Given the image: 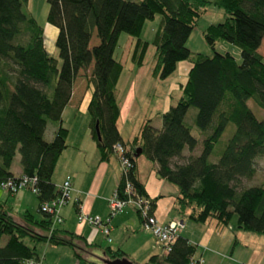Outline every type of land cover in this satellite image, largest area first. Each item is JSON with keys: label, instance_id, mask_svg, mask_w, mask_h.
I'll use <instances>...</instances> for the list:
<instances>
[{"label": "trees", "instance_id": "obj_1", "mask_svg": "<svg viewBox=\"0 0 264 264\" xmlns=\"http://www.w3.org/2000/svg\"><path fill=\"white\" fill-rule=\"evenodd\" d=\"M46 1V22L56 28L57 58L45 49L43 29L23 10L27 0H0V180L34 177L41 213L40 217L24 213L23 223H19L0 203V264L40 261L36 251L40 242L72 247L77 264H97L78 254L74 241L81 237L57 225L52 227L51 215L41 211V204L60 192L52 174L67 147L61 115L76 76L88 68L89 128L100 161L115 153L116 143L123 146L131 161L128 170H121L115 189L119 194L128 181L149 201L148 212H153L156 198L148 197L135 173L136 157L143 155L156 165L160 178L177 187L174 210L181 220L227 225L235 215L237 228L264 235V181L241 189L237 185L242 178L253 177L254 159L264 154V117L257 118L246 103L252 99L264 110V61L258 52L264 36V0ZM210 3L222 8L224 14L220 22L207 26L205 41L213 50L217 40L237 45L240 62L228 52L192 54L186 47L197 19ZM157 13L161 20L151 41L152 76L166 78L181 61H188L190 68L180 98L160 113V126L148 119L126 142L116 124V85L123 65L113 51L119 34H128L135 39L131 61L141 67L150 45L140 39L141 30L145 20ZM93 35L97 43L91 45ZM190 108L195 112L186 123ZM49 122L56 129L47 139ZM229 122L234 131L218 160L210 162L209 156ZM193 125L199 138L192 134ZM197 147L196 155L175 162L184 158L185 151L191 153ZM16 153L21 169L17 176L10 170ZM195 252L196 245L178 234L164 255H153L146 264H200ZM103 258L126 257L121 249L107 246Z\"/></svg>", "mask_w": 264, "mask_h": 264}, {"label": "rangeland", "instance_id": "obj_2", "mask_svg": "<svg viewBox=\"0 0 264 264\" xmlns=\"http://www.w3.org/2000/svg\"><path fill=\"white\" fill-rule=\"evenodd\" d=\"M213 1V0H209ZM23 10L26 14L32 15L36 20L37 24L43 29V43L45 49L48 54L53 57L57 58V49L55 47V36H56V28L46 22V14L48 11V3L46 0H27L25 5L23 6ZM224 11L222 8L210 3L205 6L204 11L202 12L201 16L197 19L195 26L193 27L187 41L186 47L191 51L192 54L201 53L205 55H212L213 51L224 53H230L237 62L241 61V50L240 48L232 43L217 40L214 45V50L207 44L204 38V32L208 25L216 24L220 22L223 18ZM160 14H155L153 19L145 20L140 39L143 41L150 42L148 46L147 52L144 57L143 66L133 67L130 71V66H133V62L131 61V55L133 51V45L135 39L129 36L126 33H120L113 51V56L119 60L123 65V70L119 77L118 86L121 88L120 98H133V105H132V113L128 119L127 123L121 124V132L125 139H129L133 135L136 134L140 119L142 115L145 113L147 118L150 119L151 124H155L158 119V116L162 111H165L169 105V103L174 104L181 96V88L180 85L184 84L187 79V73L184 71V66L188 64L186 61H181L177 63V67L173 73L168 75L164 79L155 78L152 76V67H153V56H154V46L151 44V41L154 38L156 31L160 27ZM94 45L97 43V38L95 35L92 36L91 41ZM258 52L263 57L264 61V36L261 39L260 46L258 48ZM90 74V68L86 71H79L78 75L76 76L73 86H72V98H89L91 92V86H88V76ZM84 100L80 105V110L84 108ZM247 105L251 109V111L255 114V116L259 119L264 117V110L258 107L252 99L247 100ZM85 109V108H84ZM165 109V110H164ZM86 110V109H85ZM195 109L190 108L189 113L186 117V123H190L191 114L194 115ZM51 123V122H49ZM52 124V123H51ZM50 127H48L49 130ZM234 131L233 123L229 122L224 132L222 133L219 141L213 148L211 155L209 156L210 162H216L219 158V155L223 151L224 145L226 140L231 136ZM199 131L193 125L192 134L199 138ZM137 135V134H136ZM199 147H197L193 152H184V158L182 160L176 159L175 162H184L188 156L196 155L199 151ZM16 160L19 163V154L16 153ZM147 160L143 155H140V159L138 161V170L141 177L147 179L149 177V182L152 181V177H150V167L147 166ZM108 165L113 169H119L121 171V164L118 160V156L116 153H113L109 160L106 161ZM150 163V162H149ZM60 168V167H59ZM57 166L53 172V179H55L56 186L61 185V181L65 176L66 172L64 169H59ZM254 168L255 173L252 178L246 179L242 178L237 183L238 189L246 188L250 186L259 185L264 181V154L257 156L254 159ZM63 170V172H62ZM87 178L88 180H84L82 188H87L88 181H96L100 178V172L96 169V166H88L87 171ZM168 187H165V193L168 195H173L171 192L175 190V186L171 183ZM106 186L103 185L101 190L104 189ZM173 190V191H172ZM6 192L2 188H0V193ZM94 212L88 213V216L93 218H98L102 221L100 225L90 224L89 222H79L76 219V216L81 214L85 215V213H79L72 209L71 201L68 199L67 202L60 207L59 214L65 215L66 218L61 223L66 225V227L72 229H81L84 233L86 240L80 241L75 240L74 244L77 248H81L84 252L88 255H92V258L95 256H99V250L104 249L105 247L109 246V244H113L107 240V237L101 232L100 226L103 227H114L118 219L125 218L124 211L120 213L113 214L109 216V208L105 205L103 201L100 203H96ZM128 208V207H127ZM125 208L124 210H126ZM30 209H33V214L36 217H40L41 213L36 209V199L33 200ZM16 210V207H14ZM128 210V209H127ZM126 210V211H127ZM17 211V210H16ZM13 218L19 222L23 223L22 219L16 212L11 213ZM184 226L181 229L182 235L188 236L192 241L198 243H208V234L218 235L219 240L211 242L209 245H215V248L220 253L223 252L228 256V251L232 246L233 238L237 237L239 239H243L244 235L247 237L256 238L258 235L257 233H253L250 231H246L236 227V216L234 215L227 225H217V229H215L214 221H209L205 224H197L191 220H185ZM58 223L57 225H60ZM110 234V232H109ZM142 240H149L151 244L154 243V239L150 235L149 232L143 234ZM234 241V240H233ZM245 246L246 243H243ZM133 247H137V243L132 245ZM240 249V247H238ZM235 249L237 252L236 254H244L245 252L251 253V262L250 264H264L263 254L259 252V250H254L252 246L249 249L245 247H241L242 251L239 249ZM253 248V249H252ZM36 251L39 252V255L42 258V261L46 264H70V261L73 257V248L67 245H52L45 242H40L36 245ZM82 251V255H86ZM220 257L218 254L215 253V258ZM263 258V259H262ZM227 264H232L233 261L224 258ZM131 261V260H130ZM134 263V262H133ZM136 264V263H135Z\"/></svg>", "mask_w": 264, "mask_h": 264}, {"label": "crops", "instance_id": "obj_3", "mask_svg": "<svg viewBox=\"0 0 264 264\" xmlns=\"http://www.w3.org/2000/svg\"><path fill=\"white\" fill-rule=\"evenodd\" d=\"M133 67H137V66L135 65L130 66V71L133 69ZM189 68H190V63L188 62V64L184 66V71H186L187 74ZM182 85H180V88ZM120 92H121V88L118 86V82H117L116 100L119 105V116L117 118L116 124L122 139L126 142H129L136 136V134H138L141 125L146 120H148V118L147 115L144 113L142 115V118L140 119L139 127L136 134L130 137L129 139H125L121 132V126H122L121 124L128 122V119L133 111L132 105L134 99L120 98L119 97ZM83 100L85 101L84 108L86 110L84 108L83 110H80L81 107L80 105L82 104ZM88 100L89 98H72V94H71V98L69 99L68 104L63 109L61 119H62V125L67 130V135L65 139L67 147L61 152L55 165V167L56 166L58 168L60 167L59 169L63 168L64 172H66L61 183L67 177L70 179L71 190L69 194V200L71 201L72 209L79 213L81 212L85 214L94 212V210H96L95 209L96 203H100V201H103L105 205L108 206L107 198L116 189V186L118 185L121 177V171L119 169L115 168L112 170L110 165L106 163V161H108L109 159L105 161H100L99 152L90 134V128H89L90 116L87 112ZM170 105H172V103H169L168 106ZM154 125L157 127L160 126L159 116ZM48 127H50L49 130ZM55 129H56L55 124L48 123L45 129V137L47 139H50L53 136ZM139 159L140 156L136 157L135 173L139 182L143 184L148 197L151 199L156 198L155 206L152 212L153 215L160 222H167L174 218L182 219L180 216H178L175 213L174 210L175 199L178 194L177 187L174 185L176 188L174 191L172 190L173 192H171V194L173 195H168L167 193H165V191L163 190H165V187L169 186V184H167V182L169 181L160 178L155 171L156 165L153 162L147 160L146 158L145 159L148 161L147 166L150 167L151 169L149 173H150V177H152V181L149 182V177L147 179V176L146 178L141 177L137 164ZM93 165L96 166V169L100 172L101 176L94 182L88 181L87 188L83 189L82 186L84 180H88L87 178L88 166H93ZM10 170L16 176L21 173L20 165L16 160V155L13 159ZM52 182L54 183L56 188L59 187L56 186L55 179H53V174H52ZM103 185H105L106 187L101 190ZM34 199H36V209H37L38 200L36 198V195L33 194L28 189H23L13 194L8 192L0 193V203H4V205H6V207L10 210L11 213L16 212L20 217L24 213H28L36 217V215L33 214L32 211L33 209H30V206L32 205ZM14 207H16L17 211L14 210ZM127 209H126L127 211L123 210L125 214V218L118 219V222H116L114 227L110 228L109 231L110 232L109 236L111 238L110 242H112L113 244H109V246L112 248L121 249L125 253V257L136 264H146L151 256L159 255L160 250L154 245V243L151 244L149 240H142L143 234H145L148 231L143 230L141 225V220L138 214L136 213L135 209L132 206H128ZM65 218L66 216L62 215V221L65 220ZM76 219L77 221H79L78 215L76 216ZM185 220L186 219H183V221ZM79 222H86V221H79ZM213 223H215L214 227L215 229H217L219 225L216 224V222ZM57 226L58 228H61L67 232L73 233L76 236L81 237L80 241L84 242L86 240V237L84 233L81 231V229H72L66 227V225L64 226L63 223ZM183 226H184V222H183ZM179 234L182 235L181 232ZM182 236L187 238L189 242H191L192 244L196 245V252L194 257L199 259L200 264H227V261L225 262V260H223L224 258L233 261L232 264H250L251 253H248L249 252L248 251L245 252L244 254L242 253L236 254L237 252L235 251V249H237L238 247H240V249H242L243 247L249 249V247L252 246L254 248L253 251L259 250V252L263 254V258H264V235L262 234H258L256 238H253V236L247 237L245 235L243 239H239L237 237L233 238L234 241L232 240V246L228 251V256L226 255L227 252L224 254L223 252L220 253L219 251H217L215 245L214 246L209 245L211 242H213L214 244L215 241L219 240L218 235H214L213 233L208 234L207 235L208 243H201L200 245L192 241V239H190L188 236L186 235H182ZM134 243H137L138 246L133 247L132 245ZM243 243H246V245L244 246ZM240 249L238 250V252L242 251ZM82 251L83 250H81V248H77L78 254L82 258H84L87 262H93L97 264L101 263V259L103 258V249L98 251L99 256H95L93 258L92 255H88L84 251L83 252L86 255L83 256ZM215 253L218 254V256H221L223 259H220V257L215 258ZM70 264H77L74 251Z\"/></svg>", "mask_w": 264, "mask_h": 264}, {"label": "built area", "instance_id": "obj_4", "mask_svg": "<svg viewBox=\"0 0 264 264\" xmlns=\"http://www.w3.org/2000/svg\"><path fill=\"white\" fill-rule=\"evenodd\" d=\"M114 151L117 154L118 160L121 164V170H128L131 167V161L125 155L123 146L120 143H116L114 145ZM35 182L36 180L34 177L20 176L17 179L7 178L0 180V188L11 194L23 189H28L33 194H36L37 189L35 187ZM59 189L60 192L58 196L41 204V211L49 213L51 215L52 227L62 222V217L59 214V209L69 199L71 183L68 177L61 183ZM107 205L109 208V216L120 213L126 207L132 206L139 215L143 230L148 231L154 239V245L159 248L160 256L164 255L167 252L171 243L183 228V222L178 218L171 219L167 222L158 221L153 213L148 212L149 201L142 195H139L131 185V183H129L128 181H126L123 187L122 195L119 194L118 191L114 190L113 193L107 198ZM78 220L86 221L94 225H100L102 223V221L97 217L93 218L91 216H88L87 214H79ZM100 229L101 232L107 237V240L110 242V228L100 226ZM28 264H33V262L29 261ZM34 264L46 263H44L41 259Z\"/></svg>", "mask_w": 264, "mask_h": 264}, {"label": "water", "instance_id": "obj_5", "mask_svg": "<svg viewBox=\"0 0 264 264\" xmlns=\"http://www.w3.org/2000/svg\"><path fill=\"white\" fill-rule=\"evenodd\" d=\"M95 130H96L97 137L99 138L100 136H99V132H98L97 123L95 125ZM139 153H140V150H137L136 155H138ZM100 264H135V263H133L132 261H130L127 258H117V259H113V260L102 258Z\"/></svg>", "mask_w": 264, "mask_h": 264}]
</instances>
